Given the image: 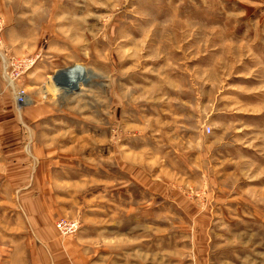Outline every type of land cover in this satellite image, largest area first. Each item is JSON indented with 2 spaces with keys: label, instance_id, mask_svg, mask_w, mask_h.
Listing matches in <instances>:
<instances>
[{
  "label": "rangeland",
  "instance_id": "rangeland-1",
  "mask_svg": "<svg viewBox=\"0 0 264 264\" xmlns=\"http://www.w3.org/2000/svg\"><path fill=\"white\" fill-rule=\"evenodd\" d=\"M0 264H264V0H0Z\"/></svg>",
  "mask_w": 264,
  "mask_h": 264
},
{
  "label": "built area",
  "instance_id": "built-area-1",
  "mask_svg": "<svg viewBox=\"0 0 264 264\" xmlns=\"http://www.w3.org/2000/svg\"><path fill=\"white\" fill-rule=\"evenodd\" d=\"M15 94H16V99L18 100V102L22 103L23 96L21 95V92L18 91ZM206 130L209 132L210 128L208 127L206 128ZM55 226H56L57 232L60 234H64L65 236L75 233L77 229L79 228V224L76 220L66 221L64 219H59L58 221H56ZM63 228L65 229L64 232H62Z\"/></svg>",
  "mask_w": 264,
  "mask_h": 264
},
{
  "label": "bare ground",
  "instance_id": "bare-ground-1",
  "mask_svg": "<svg viewBox=\"0 0 264 264\" xmlns=\"http://www.w3.org/2000/svg\"><path fill=\"white\" fill-rule=\"evenodd\" d=\"M80 71V70H79ZM80 73V72H79ZM77 76H79V79L77 78V80H80L82 76H80L79 74H76ZM83 80V79H82ZM62 87H55L56 90H61Z\"/></svg>",
  "mask_w": 264,
  "mask_h": 264
}]
</instances>
